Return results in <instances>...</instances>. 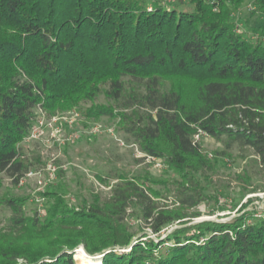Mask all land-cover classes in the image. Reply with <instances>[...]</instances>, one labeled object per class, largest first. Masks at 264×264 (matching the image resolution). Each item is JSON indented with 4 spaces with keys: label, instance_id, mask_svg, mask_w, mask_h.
I'll use <instances>...</instances> for the list:
<instances>
[{
    "label": "trees",
    "instance_id": "trees-1",
    "mask_svg": "<svg viewBox=\"0 0 264 264\" xmlns=\"http://www.w3.org/2000/svg\"><path fill=\"white\" fill-rule=\"evenodd\" d=\"M245 1L0 0V174L18 185L43 165L22 143L39 111L75 108L113 119L168 168L114 182L96 173L108 193L82 194L54 159L58 181L41 206L1 191L0 264H76L79 245L100 264H264V209L160 238L204 200L215 160L194 142L199 130L220 143L215 157L250 150L264 172V0L242 18ZM136 222L157 238L136 237Z\"/></svg>",
    "mask_w": 264,
    "mask_h": 264
},
{
    "label": "rangeland",
    "instance_id": "rangeland-1",
    "mask_svg": "<svg viewBox=\"0 0 264 264\" xmlns=\"http://www.w3.org/2000/svg\"><path fill=\"white\" fill-rule=\"evenodd\" d=\"M255 7L252 1L246 0L238 16L248 17L249 12ZM240 17L239 19H242ZM182 79L185 81L182 84H184L186 95L191 97L195 84L190 78ZM78 111L76 108L58 111L53 115L58 117V120L56 118L57 121L53 123L55 128L60 129L58 133L54 128L46 125L42 128L39 138L22 142L27 151L41 155L43 165L31 170L33 173L27 175L18 185H12L6 176L0 174V193L8 188L13 193L28 195V207L35 206V204L41 206L40 192L56 185L58 181L55 170L54 172L49 170V166L55 164L54 159L57 165L65 170V179L71 189L74 191L75 187H80L82 194H86V190L89 189L100 192L101 195L108 193L110 185L100 182L96 173L109 175L114 182L117 181L115 177L120 172L129 174L147 171L152 176H160L168 169L160 159L145 156L135 143H127L113 119L103 116L98 121H89L84 119ZM43 113L44 120H46L48 117L45 111ZM94 126H98L95 132L91 131ZM52 134L59 136L58 140L52 138L53 144L49 141ZM199 145L201 154L215 161L212 163V171L207 172L199 182L206 189V193L204 200L194 209L198 215L188 218L189 220L185 223L181 222L182 224L175 221L167 225L161 231L160 238L178 226H192L208 221L225 222L245 210L264 209L262 195L264 172L258 170L253 160L255 156L250 150H233L217 158L215 151L220 149V143L217 140L210 136H202ZM162 201L167 200L162 199ZM134 228L137 231L136 237L157 238L148 227H143L140 222L134 223ZM127 249L128 247L120 248L122 251ZM77 254L78 252L74 251L73 257L75 263L79 264ZM92 258L100 264L98 256H92Z\"/></svg>",
    "mask_w": 264,
    "mask_h": 264
},
{
    "label": "built area",
    "instance_id": "built-area-1",
    "mask_svg": "<svg viewBox=\"0 0 264 264\" xmlns=\"http://www.w3.org/2000/svg\"><path fill=\"white\" fill-rule=\"evenodd\" d=\"M168 1H173V0H168ZM39 116H38V119L37 121L33 124V126L31 127V130H30V134L28 136L27 139H37L39 138V136L41 135V132H42V128H44L46 125L48 127H51V128H54V130L58 133L60 131V129L58 128H55L56 126L53 125V123H55L57 120H58V117L57 116H52L50 118H47L46 120H44V113L43 111H40L39 112ZM57 118V120H56ZM97 131L98 130V126H94L92 127L91 131ZM58 135V134H57ZM57 135H54L52 134L51 138H49V141H51V143L53 144L54 140H58V137ZM202 136H207L203 131L199 130L197 133L194 134V142L196 143H199V140L201 139ZM52 138H55L54 140H52ZM47 140V139H46ZM45 142V140H44ZM49 170L53 171L55 170V166L53 165H50L49 166ZM33 172L32 171H29L27 173V175H30L32 174Z\"/></svg>",
    "mask_w": 264,
    "mask_h": 264
},
{
    "label": "bare ground",
    "instance_id": "bare-ground-1",
    "mask_svg": "<svg viewBox=\"0 0 264 264\" xmlns=\"http://www.w3.org/2000/svg\"><path fill=\"white\" fill-rule=\"evenodd\" d=\"M263 195V198H264V192L262 193ZM78 252V262L81 263V264H96V259L95 258H92L91 255H88L87 253H85V251L80 248L77 250Z\"/></svg>",
    "mask_w": 264,
    "mask_h": 264
},
{
    "label": "water",
    "instance_id": "water-1",
    "mask_svg": "<svg viewBox=\"0 0 264 264\" xmlns=\"http://www.w3.org/2000/svg\"><path fill=\"white\" fill-rule=\"evenodd\" d=\"M79 248H82V249L85 251L83 245H79V246H77V247L74 249V251H77ZM85 253H87V252L85 251ZM87 254H88V255H91V256H98L100 253H94V254H89V253H87Z\"/></svg>",
    "mask_w": 264,
    "mask_h": 264
}]
</instances>
